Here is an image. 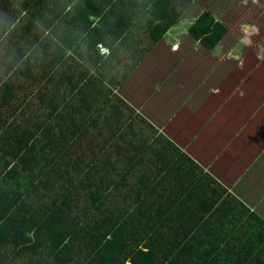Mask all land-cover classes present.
Returning a JSON list of instances; mask_svg holds the SVG:
<instances>
[{
  "label": "trees",
  "instance_id": "obj_1",
  "mask_svg": "<svg viewBox=\"0 0 264 264\" xmlns=\"http://www.w3.org/2000/svg\"><path fill=\"white\" fill-rule=\"evenodd\" d=\"M189 3L0 0V264H264V219L116 92Z\"/></svg>",
  "mask_w": 264,
  "mask_h": 264
},
{
  "label": "rangeland",
  "instance_id": "obj_2",
  "mask_svg": "<svg viewBox=\"0 0 264 264\" xmlns=\"http://www.w3.org/2000/svg\"><path fill=\"white\" fill-rule=\"evenodd\" d=\"M205 10L227 28L213 49H206L187 32L189 22ZM140 40L131 58L122 57L127 67L135 64L116 92L223 181L231 174L226 164L237 169L253 158V170L262 174L256 172L252 179L261 185L264 0H190L159 42L152 44L145 35ZM254 146L260 149L249 153ZM223 161L226 164H219ZM250 174L251 166L242 178L249 179Z\"/></svg>",
  "mask_w": 264,
  "mask_h": 264
},
{
  "label": "crops",
  "instance_id": "obj_3",
  "mask_svg": "<svg viewBox=\"0 0 264 264\" xmlns=\"http://www.w3.org/2000/svg\"><path fill=\"white\" fill-rule=\"evenodd\" d=\"M211 119H214V118L212 117ZM214 120H212L211 126H213ZM181 148L185 152H188L184 149V146ZM198 148H200V147L198 146ZM198 148H196V149H198ZM259 149H260V147H258L256 149V147L254 146V148H252L249 153H252L253 151H258ZM188 154L191 156L190 152ZM194 161L200 165V161L197 160L195 157H194ZM248 162L249 163L246 164L245 161H243L242 162L243 165L237 169L229 168V166H228L229 164H226V162H224V161H223V163H219V164H226V166H227L226 171L231 172L230 175L224 176V179L226 182L223 181V179H221L219 177L217 178L216 173L211 168L209 169V171L205 168H204V170H206L211 176H213L215 178L217 185H220V187L225 188L227 193H230V194H233L234 196H236L247 208L250 209V211L256 212L257 214H259L264 219V180L263 181L261 180L262 184L260 185V184L255 182V177H254V179H252L253 174H256V172H259V175H261L262 171L260 172V170L259 171L253 170V167H252L253 158L251 160H248ZM250 166H251V174L249 175L250 178L248 179V178L244 177V179H243L242 175L244 174L246 169H248ZM202 167H204V166H202ZM240 168H241L240 174L238 176H234V174L237 173V170ZM6 178L7 177H5L3 173L0 174V197H1V194H2V196H4L5 191H6L5 190L6 185L9 184V181L5 180ZM18 264H20V263H18Z\"/></svg>",
  "mask_w": 264,
  "mask_h": 264
},
{
  "label": "built area",
  "instance_id": "obj_4",
  "mask_svg": "<svg viewBox=\"0 0 264 264\" xmlns=\"http://www.w3.org/2000/svg\"><path fill=\"white\" fill-rule=\"evenodd\" d=\"M102 51H105V49H103V48H100Z\"/></svg>",
  "mask_w": 264,
  "mask_h": 264
}]
</instances>
